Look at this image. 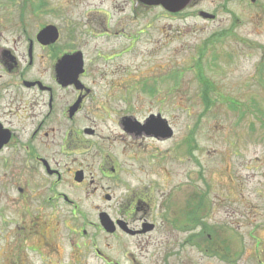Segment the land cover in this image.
Listing matches in <instances>:
<instances>
[{
	"label": "rangeland",
	"instance_id": "1",
	"mask_svg": "<svg viewBox=\"0 0 264 264\" xmlns=\"http://www.w3.org/2000/svg\"><path fill=\"white\" fill-rule=\"evenodd\" d=\"M194 1L177 17L150 13L148 37H139L140 18L119 36L113 35L118 28L105 31L100 23L94 29L84 28L85 1L0 0L1 47L35 39L48 24L67 39L70 28L77 25L88 33L85 37L80 29L73 32L86 40L91 71L104 76L118 73L119 82L134 78L136 119L159 111L173 132L160 143L147 140L153 142L142 145L146 155L136 153L126 160L123 183L103 178L96 182L97 190H78L72 196L80 203L78 213L70 212V220L80 222L82 213L86 234L82 235L81 224V235L71 228V249L65 250L68 264H112L96 251L112 259L121 255V264H264V0ZM209 38L213 43L204 48ZM36 53L38 61H46L40 48ZM44 67L38 63L36 70ZM200 73L209 85L208 109ZM144 79L148 84L154 81L153 95L141 92ZM117 107L121 110L123 104ZM117 129L113 134L121 135ZM93 173L97 179L99 174ZM132 195L150 200V207L140 206L139 216L147 211L156 229L141 243L135 238L121 248L99 230L97 217L104 211L115 216L117 202ZM200 195V215L210 226V238L204 233L194 246L185 242L190 232L182 228L185 222L179 215L184 216ZM167 218L174 222L172 227L169 221L163 224ZM94 239L95 246L83 247ZM137 245L144 246L141 253ZM19 254L31 264L40 261L36 253ZM9 257L0 254V264H8Z\"/></svg>",
	"mask_w": 264,
	"mask_h": 264
},
{
	"label": "flooded vegetation",
	"instance_id": "2",
	"mask_svg": "<svg viewBox=\"0 0 264 264\" xmlns=\"http://www.w3.org/2000/svg\"><path fill=\"white\" fill-rule=\"evenodd\" d=\"M81 1H85L87 15L84 28L94 29L100 23L105 31L109 27L118 28L113 35L119 36L140 18L142 23L136 32L139 37H148L152 27L150 13L177 17L195 2L189 0L181 10L171 12L152 0ZM79 29L73 25L67 39H62L57 28V41L48 45L29 37L18 45L14 42L11 48L0 46V254L10 256L8 264H31L30 259L24 261L20 257L23 251L36 253L40 259L36 264H68L65 255L71 249V228L81 235L78 228L85 225L82 213L78 215L80 222L70 220V212L78 213L80 203L72 196L78 190H97L103 178L123 183L126 160L136 153L146 155L147 147L142 145L147 140L166 141L167 132L172 137L170 126L159 111L141 120L134 116L131 90L134 78L119 82L118 73L104 76L91 71L84 50L86 40L73 33ZM79 31L88 36L82 29ZM38 48L46 54L45 62L44 58L38 61ZM73 56L80 60L79 71L68 67L57 72L59 62ZM38 63L45 66L44 70H36ZM153 82L148 84L146 79L140 82L141 92L153 95L156 92ZM119 103L123 104L121 110L117 107ZM109 127L114 130L119 127L122 136L114 135ZM93 171L99 174L97 179ZM110 198L104 195L105 200ZM142 204L150 207V200L132 195L125 197L124 203L117 202L115 216L99 212L109 217L113 232L102 228L98 214L99 230L121 248L125 243L132 244L135 238L141 240L156 229L147 211L139 216ZM179 216L185 222L182 228L190 232L185 242L199 245L203 226L200 229ZM164 221L166 224L169 219ZM170 222L169 225L174 223ZM82 232L86 234L85 228ZM205 236L210 238L209 233ZM92 244L96 245L95 239L91 244L84 242L83 247ZM143 248L138 246L140 253ZM210 250L208 247L206 252ZM96 253L105 261L121 264V255L112 259Z\"/></svg>",
	"mask_w": 264,
	"mask_h": 264
},
{
	"label": "water",
	"instance_id": "3",
	"mask_svg": "<svg viewBox=\"0 0 264 264\" xmlns=\"http://www.w3.org/2000/svg\"><path fill=\"white\" fill-rule=\"evenodd\" d=\"M155 4H161L166 10L171 12H177L181 10L189 0H152ZM201 16L210 17L207 13L201 12ZM58 39V31L54 26H46L43 28L37 35L36 40L42 45L52 44ZM81 66L80 60H75L73 57H64L58 64L57 72L61 73L64 70L70 67L71 69L78 70ZM79 71V70H78ZM169 130V129H168ZM171 135L170 132H167V138ZM81 175V174H78ZM109 197L106 196V199ZM99 220L106 232L112 233V222L105 213L99 215Z\"/></svg>",
	"mask_w": 264,
	"mask_h": 264
},
{
	"label": "trees",
	"instance_id": "4",
	"mask_svg": "<svg viewBox=\"0 0 264 264\" xmlns=\"http://www.w3.org/2000/svg\"><path fill=\"white\" fill-rule=\"evenodd\" d=\"M212 39L214 40V38H212ZM211 43H213V41L210 40V38L205 40L203 42L204 48H206L207 45L208 44L210 45ZM200 81L202 83L203 92H205V93H203V96H202L204 107H205V109H208L211 106L212 102L210 101V98L208 97V93H207V92H209L208 81L205 79V77L202 75V73H200ZM231 106L233 109L237 108L234 105H231ZM187 147H188V149H190L189 141L187 142ZM202 198H203L202 195H200L198 198L199 199L198 202H195L193 204L192 208H190V210H188L186 212L184 211L185 212L184 217H186V219L189 223H193V224L195 223L197 225L203 226L202 233H205V232L210 233V230H209L207 223L202 220L201 215H200V208H201L200 207V201Z\"/></svg>",
	"mask_w": 264,
	"mask_h": 264
}]
</instances>
